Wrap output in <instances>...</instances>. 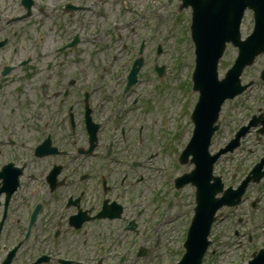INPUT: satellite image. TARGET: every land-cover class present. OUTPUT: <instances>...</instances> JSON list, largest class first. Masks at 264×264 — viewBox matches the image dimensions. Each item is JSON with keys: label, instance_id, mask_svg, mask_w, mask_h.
<instances>
[{"label": "rangeland", "instance_id": "374dc122", "mask_svg": "<svg viewBox=\"0 0 264 264\" xmlns=\"http://www.w3.org/2000/svg\"><path fill=\"white\" fill-rule=\"evenodd\" d=\"M181 4L180 0H124L123 4L120 0H103L100 9L108 5L110 17L99 28L92 24L93 20L84 21V37L68 54L56 56L53 53L46 58L39 57L36 49L39 40L32 44L29 41V38L36 37L38 27H27L21 22L16 25L15 30L18 32L6 47L7 51L19 47L22 57L27 48L33 49L35 55L27 64L25 72L19 71L15 76H8V85L5 91L0 92V97H4L8 89L6 98L9 99L18 97L25 101L38 97L40 82L51 70L55 71L56 63L62 60L66 61L69 70L74 71L71 75L86 69L96 76L94 79L102 76L105 82L122 84L117 93L119 100L116 114L110 118L115 117L118 125L117 137L111 138L108 127L104 125L102 146L106 148L115 140L116 161L117 157L121 161V157L131 154L132 160L137 159L142 166H138L136 172L139 175L136 176L132 167L115 164L118 182L123 184V218L111 225L103 222L89 229V253L96 250L98 245L102 246L106 251L103 264H121V260L122 264H176L185 253L184 242L194 216L195 189L187 186L177 190L173 180L194 168L190 164L180 165L177 161L192 137L194 126L191 114L198 94L192 91L195 68V49L190 34L192 15L190 9L181 10ZM12 9L3 7L0 15L4 17ZM83 18H89L88 12ZM253 26L252 12H248L242 25L243 38L253 31ZM94 39L99 41H92ZM46 40L39 45L43 46L41 50L45 52H53L68 41L53 40L51 35L46 36ZM142 43L145 61L138 83L129 95H124L123 83L127 81L131 65L138 57L141 58L138 52ZM158 48L162 49L160 55L157 54ZM8 54L1 52L0 56L7 59ZM237 54V49L229 45L219 69L221 78L231 68ZM114 55L116 61L113 60ZM263 63L264 58H258L255 65L244 73V83L254 81L252 89L225 105L221 129L212 143L213 153L224 147L253 116L264 115V83L260 80ZM156 66L164 68L161 78L155 72ZM36 69L40 73H36ZM159 83L163 86H159ZM160 95L166 97L163 102V107H166L164 114L159 112ZM108 97L111 98L110 95ZM104 106L103 122L109 118L107 109L113 104L106 101ZM167 130L170 134L168 140ZM123 139L128 141V146L123 144ZM167 141L169 155L163 150ZM105 148L101 153L106 151ZM145 155H153V158ZM263 157L264 136L252 130L233 154L220 159L215 174L223 178L227 187L236 189ZM125 177L128 179L122 182ZM247 197L251 199L238 212H234L235 215H230L227 209L220 213L221 218L213 228L210 238L212 246L204 264H248L252 254L264 248V179L260 184L249 186L245 195ZM251 201L256 203L253 209L249 207ZM143 207L145 213L137 216L136 211ZM138 215H141L140 211ZM132 221L138 225L136 231H126ZM144 246L149 250L143 248L141 254L148 256L141 260L137 251ZM108 254L111 255L109 260Z\"/></svg>", "mask_w": 264, "mask_h": 264}, {"label": "flooded vegetation", "instance_id": "af4514ba", "mask_svg": "<svg viewBox=\"0 0 264 264\" xmlns=\"http://www.w3.org/2000/svg\"><path fill=\"white\" fill-rule=\"evenodd\" d=\"M88 2L34 0L30 16L22 14L21 18H35L43 25L40 42L48 41L50 35L53 40H68L53 52L41 51L39 57L68 54V46L82 40ZM0 4L20 6L16 0H0ZM77 17L80 22L73 24L70 20ZM57 20L61 28L54 34ZM6 24L0 17V43L6 42L0 53L10 54L8 60L0 56V92L5 91L9 75L25 72L31 62L21 61L18 50H6L15 36L6 32ZM55 67L40 82L38 97L9 99V89L0 97V264H103L106 251L102 246L89 253V229L118 221L104 217L114 215V208L121 206L115 142L105 148L100 138L106 96L114 91L115 83L94 79L86 69L71 75L74 71L64 60ZM7 69L10 72L5 76ZM115 129L116 123L111 122L108 132ZM95 131L98 146L89 155Z\"/></svg>", "mask_w": 264, "mask_h": 264}, {"label": "water", "instance_id": "95a60500", "mask_svg": "<svg viewBox=\"0 0 264 264\" xmlns=\"http://www.w3.org/2000/svg\"><path fill=\"white\" fill-rule=\"evenodd\" d=\"M184 6L194 9L193 38L196 43L197 69L194 75L195 90L201 93V101L192 117L196 125L194 137L185 151L182 162L190 155L196 170L181 178V186L192 183L198 188L197 216L191 230L188 250L181 264H202L209 228L215 213L223 201L215 196L221 191L220 184L211 185L215 158L211 160L208 149L211 137L217 130L222 104L242 92L239 77L247 65L264 51V0H183ZM247 8L256 12L257 29L245 43L240 42L239 21ZM233 43L241 50V57L235 68L222 82L218 81L217 66L227 43ZM138 70L134 69L135 81ZM218 182V181H217ZM264 255V252L261 254ZM264 258V257H263ZM253 264H258L256 260Z\"/></svg>", "mask_w": 264, "mask_h": 264}]
</instances>
